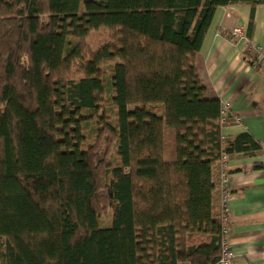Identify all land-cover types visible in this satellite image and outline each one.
I'll return each instance as SVG.
<instances>
[{"label":"trees","instance_id":"16d2710c","mask_svg":"<svg viewBox=\"0 0 264 264\" xmlns=\"http://www.w3.org/2000/svg\"><path fill=\"white\" fill-rule=\"evenodd\" d=\"M237 1L0 0V264H215L211 165L258 145L248 132L221 139L220 99L206 95L195 56L215 8ZM242 1L250 28L264 0ZM100 29L108 43L84 75L57 77ZM106 86L115 124L85 145L84 112Z\"/></svg>","mask_w":264,"mask_h":264},{"label":"crops","instance_id":"0c3cea01","mask_svg":"<svg viewBox=\"0 0 264 264\" xmlns=\"http://www.w3.org/2000/svg\"><path fill=\"white\" fill-rule=\"evenodd\" d=\"M248 1L218 6L196 53L199 78L208 97L228 100L241 124L222 128L233 139L248 132L258 148L250 152H233L227 158L231 196L228 200L230 220L228 240L234 252L232 264H264V69L248 62L253 55L241 40L231 39L234 27H242L254 45L264 47V2ZM221 162L211 165L212 214L220 217Z\"/></svg>","mask_w":264,"mask_h":264},{"label":"rangeland","instance_id":"374dc122","mask_svg":"<svg viewBox=\"0 0 264 264\" xmlns=\"http://www.w3.org/2000/svg\"><path fill=\"white\" fill-rule=\"evenodd\" d=\"M108 35L107 30L100 29L97 31L91 32L87 37L84 39L78 40L77 45L80 51V56L76 59L71 60L69 63L64 64L63 70L57 73V77H62L64 79H78L82 75H84L83 67L86 64L90 54L95 49H98L103 44L108 43ZM234 40V39H233ZM63 47H64V37L58 35L54 46V53L53 59L59 61L63 56ZM110 63L109 62H102L100 64V75L103 77H108L110 73ZM264 69V66H261ZM111 97V90L109 86H106V91L99 95V106L95 112H84L86 116L90 117L88 122L84 123L85 126V145L94 144L96 132L102 125L101 122H109L111 124H115L116 116L115 110L113 105L110 101ZM104 117V120L102 118ZM101 149L99 150L100 154H105V146L101 144ZM105 156V155H104ZM106 162L109 166L116 164L117 156L115 147L110 149L105 156ZM112 209L107 208L105 209L100 216V223L102 225H107L111 219Z\"/></svg>","mask_w":264,"mask_h":264},{"label":"built area","instance_id":"2783aa9c","mask_svg":"<svg viewBox=\"0 0 264 264\" xmlns=\"http://www.w3.org/2000/svg\"><path fill=\"white\" fill-rule=\"evenodd\" d=\"M231 39L241 40L244 44L245 50L253 55V60L264 66V47L254 45L249 37L246 35L242 27H234L230 32ZM221 103V127H227L232 124H241L242 118L240 115L232 111V104L228 100H220ZM226 136L221 135V139L224 140ZM227 158L225 153H222L219 160L221 162V168L219 172L220 180V217L219 221L222 225L221 227V239H220V255L215 264H232L234 257V252L230 247L228 240V222L230 220V210L228 207V200L231 196L229 177L227 172Z\"/></svg>","mask_w":264,"mask_h":264}]
</instances>
